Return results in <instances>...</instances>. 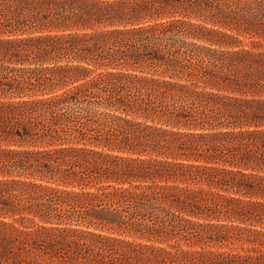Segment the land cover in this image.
<instances>
[{"label":"trees","instance_id":"obj_1","mask_svg":"<svg viewBox=\"0 0 264 264\" xmlns=\"http://www.w3.org/2000/svg\"><path fill=\"white\" fill-rule=\"evenodd\" d=\"M0 264H264V0H0Z\"/></svg>","mask_w":264,"mask_h":264},{"label":"rangeland","instance_id":"obj_2","mask_svg":"<svg viewBox=\"0 0 264 264\" xmlns=\"http://www.w3.org/2000/svg\"><path fill=\"white\" fill-rule=\"evenodd\" d=\"M239 243H236L234 246H238ZM249 243H244L243 246L245 245H248ZM214 247H217V248H220V249H223V250H230V249H234V247L230 248L229 246L227 245H223V246H220V245H214ZM240 250V249H239Z\"/></svg>","mask_w":264,"mask_h":264}]
</instances>
